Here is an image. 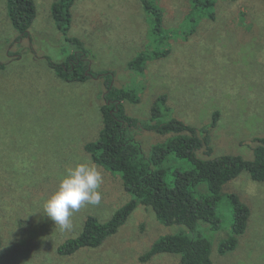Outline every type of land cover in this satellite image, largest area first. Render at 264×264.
<instances>
[{"label": "rangeland", "instance_id": "obj_1", "mask_svg": "<svg viewBox=\"0 0 264 264\" xmlns=\"http://www.w3.org/2000/svg\"><path fill=\"white\" fill-rule=\"evenodd\" d=\"M55 1L34 0L29 35L18 39L6 0H0V264H178L179 256L168 253L140 260L156 238L182 228L160 224L151 209L140 205L99 246L57 253L63 241L82 230L87 215L106 221L130 195L118 175L94 163L104 178L101 202L74 213L71 231L61 232L43 214L42 199L64 167L75 158L92 162L84 144L98 136L106 92L102 76L60 79L46 56L63 59L72 51L67 38H79L94 72H112L115 85L137 91V102H123L128 114L148 118L162 93L170 111L164 119L200 127L218 111L215 154L251 159L250 143L264 135V0H213L214 18L202 17L188 35L181 25L188 0H154L168 53L149 60L142 73L127 67L138 52L154 47L141 0H76L66 32L52 19ZM138 134L145 151L162 140L151 132ZM224 191L237 192L250 215L235 249L223 255L216 247L231 230L230 213L220 209L218 230L203 226L212 241V264H264V181L243 172Z\"/></svg>", "mask_w": 264, "mask_h": 264}, {"label": "trees", "instance_id": "obj_2", "mask_svg": "<svg viewBox=\"0 0 264 264\" xmlns=\"http://www.w3.org/2000/svg\"><path fill=\"white\" fill-rule=\"evenodd\" d=\"M75 1L56 0L52 5V19L64 32L69 28ZM141 3L151 19L149 33L154 47L138 52L128 61L127 67L138 73L144 71L149 60L168 53L164 46L162 13L153 4L154 0H141ZM188 3L181 22L186 35L195 30L202 17L213 19L215 14L213 0H188ZM6 12L18 39H26L36 16L34 0H6ZM186 23L189 29H184ZM67 39L72 51L59 61L46 56L47 65L66 82L104 77L106 92L100 104L102 125L97 138L86 142L84 149L93 163L120 177L130 198L106 221L87 215L82 230L63 241L57 253L70 255L85 247L99 246L126 223L139 205L151 209L160 224L182 227L156 238L140 256L142 261L168 253L179 256L178 264H212V241L203 226L218 230L220 209L230 213L231 230L218 242L217 253L223 255L234 250L236 236L246 228L250 209L237 192H225L224 187L243 172L255 181H264V135L254 137V143H250L251 159L231 153L215 154L212 131L217 125L218 111L212 113L209 123L200 127L175 117L164 119L170 112L165 93L156 97L148 118L131 116L123 102H137V91L115 85L112 72H94L84 43L77 37ZM142 131L159 135L162 140L145 151L138 140V133ZM182 163L186 166L182 167Z\"/></svg>", "mask_w": 264, "mask_h": 264}, {"label": "clouds", "instance_id": "obj_3", "mask_svg": "<svg viewBox=\"0 0 264 264\" xmlns=\"http://www.w3.org/2000/svg\"><path fill=\"white\" fill-rule=\"evenodd\" d=\"M103 175L90 159L75 158L59 174L55 188L42 199L43 214L61 232L71 231L72 217L86 205H98Z\"/></svg>", "mask_w": 264, "mask_h": 264}]
</instances>
